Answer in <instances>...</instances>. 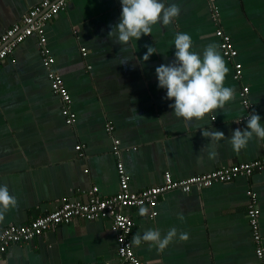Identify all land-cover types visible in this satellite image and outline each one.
I'll return each instance as SVG.
<instances>
[{"label": "crops", "instance_id": "0c3cea01", "mask_svg": "<svg viewBox=\"0 0 264 264\" xmlns=\"http://www.w3.org/2000/svg\"><path fill=\"white\" fill-rule=\"evenodd\" d=\"M42 1L0 0V36ZM174 2L181 11L173 23L158 22L151 34L123 49L108 36L119 19L120 0H72L46 25L53 70L63 79L77 115L72 126L52 91L37 37L18 45L0 64V184L16 197L15 206L0 214V233L55 211L64 197L85 202L94 187L101 198L116 194L118 161L130 176V190L138 192L162 184L165 172L186 179L263 155L264 139L253 136L237 152L226 137L246 126L250 111L264 119V0ZM219 29L238 51L241 80L234 77V62L220 51ZM177 31L190 34L197 52L214 43L225 61L223 84L234 96L212 119L189 123L177 117L165 90L157 86L155 68L174 59ZM145 45L157 52L147 61L141 58ZM122 58L128 60L120 63ZM244 87L249 88L250 111L243 105ZM108 122L112 134L105 128ZM212 126L226 137L215 143L216 155L210 158L209 141L200 128ZM114 139L120 141L119 155ZM249 193L257 197L264 244L262 170L188 193L169 191L160 197L155 218L146 207L144 215L140 208L126 210L135 222L131 240L149 228L161 235L177 230L161 250L148 242L132 244L136 256L146 264H260L247 216ZM180 233L187 238L181 239ZM118 236L110 219H77L30 242L11 244L0 264H122Z\"/></svg>", "mask_w": 264, "mask_h": 264}, {"label": "built area", "instance_id": "2783aa9c", "mask_svg": "<svg viewBox=\"0 0 264 264\" xmlns=\"http://www.w3.org/2000/svg\"><path fill=\"white\" fill-rule=\"evenodd\" d=\"M72 0H43L40 4L30 8L23 15L19 23L10 27L0 36V64L11 56L18 45L33 36L38 39V48L42 57L43 66L47 70L48 79L52 91L61 100V113L67 125H74L77 115L71 108L72 98L66 88L63 79L53 70L55 59L48 48L46 25L54 20L60 12L65 10ZM216 36L220 39L219 48L222 55L229 61L234 62V77L241 80L243 76V66L235 61L238 51L234 48L230 36L219 29ZM83 55L86 49H82ZM249 88H242L241 96L244 107L250 111L251 103L248 99ZM246 119V118H245ZM106 130L113 133L114 127L109 122L106 123ZM82 146H77L80 150ZM120 141L114 139V153L119 155ZM117 174L119 178V190L116 194L101 198L97 195L98 188L94 187L89 191V198L82 202L79 200H69L62 198L60 206L48 214L39 216L25 225H10L0 233V257L5 254L11 244L27 243L35 237L50 232L61 225H67L77 219L86 221H96L110 219L115 228L119 231L118 255L122 264H146L136 256L131 243V234L135 226L133 218L126 213L131 208L146 207L151 210V218L157 216L156 207L160 197L173 190L185 193L193 188H208L215 183H229L235 179L245 176L251 177L257 172L264 170V153L255 160L246 163L234 164L213 172L192 176L186 179H175L170 172H165L163 183L158 186L146 188L134 192L130 190V176L127 173L122 161L117 163ZM248 205L247 216L252 232V239L255 244V253L260 262L264 264V244L260 232V209L257 204V197L253 193Z\"/></svg>", "mask_w": 264, "mask_h": 264}, {"label": "clouds", "instance_id": "9594fccd", "mask_svg": "<svg viewBox=\"0 0 264 264\" xmlns=\"http://www.w3.org/2000/svg\"><path fill=\"white\" fill-rule=\"evenodd\" d=\"M121 12L118 21L111 26L108 36L114 37L121 49L131 47L142 35L152 33L153 25L168 26L180 14V6L174 0H120ZM174 59L162 63L155 68L157 86L165 90V98L171 101L169 107L177 117H182L191 123L194 120L212 119L216 110L222 109L226 102L234 96V90L223 84L228 69L225 61L214 43L208 44L202 52L192 48L189 33L177 31L173 40ZM146 51L141 57L147 61L153 53H157L153 45H145ZM128 59L121 60L120 63ZM264 119L250 111L245 119L246 126L232 130L226 137L223 131L212 127L200 128L203 137L208 138L210 158L216 155L214 145L227 138L234 151L246 147L249 140L255 136L264 139ZM16 197L10 194L6 184H0V214L9 207L15 206ZM145 208L139 212L145 214ZM177 235L175 227L161 235L159 229L149 228L142 233L134 234L133 245L148 242L149 247L164 249ZM181 239H186V233H180Z\"/></svg>", "mask_w": 264, "mask_h": 264}]
</instances>
